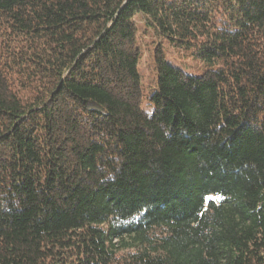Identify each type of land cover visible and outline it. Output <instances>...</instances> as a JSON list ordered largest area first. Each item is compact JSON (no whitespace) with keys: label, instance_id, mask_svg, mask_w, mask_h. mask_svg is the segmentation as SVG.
Listing matches in <instances>:
<instances>
[{"label":"trees","instance_id":"16d2710c","mask_svg":"<svg viewBox=\"0 0 264 264\" xmlns=\"http://www.w3.org/2000/svg\"><path fill=\"white\" fill-rule=\"evenodd\" d=\"M0 264H264V0H0Z\"/></svg>","mask_w":264,"mask_h":264},{"label":"rangeland","instance_id":"374dc122","mask_svg":"<svg viewBox=\"0 0 264 264\" xmlns=\"http://www.w3.org/2000/svg\"><path fill=\"white\" fill-rule=\"evenodd\" d=\"M142 25V24H141ZM143 29V28H142ZM142 36V35H141ZM155 40L152 33L147 34L142 39V45L144 49V59L142 61V72L147 75V64L151 57V50L153 49L152 41ZM166 57L172 61L176 66L184 69L187 73L197 75L200 74L204 69V64L192 57L189 53L185 51H176L174 48L169 47L167 44H164ZM147 65V66H146ZM145 83H146V78Z\"/></svg>","mask_w":264,"mask_h":264}]
</instances>
